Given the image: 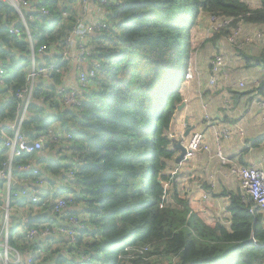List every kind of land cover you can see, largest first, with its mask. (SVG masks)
<instances>
[{"label":"trees","instance_id":"16d2710c","mask_svg":"<svg viewBox=\"0 0 264 264\" xmlns=\"http://www.w3.org/2000/svg\"><path fill=\"white\" fill-rule=\"evenodd\" d=\"M40 1L50 15H38L29 29L35 50L45 46L51 53L37 60L51 63L59 60L78 21V0ZM107 9L105 23L111 25L87 41L93 59L103 67L82 105L64 107L56 94V86L69 78V63H64L53 74L52 85L42 80L35 86L22 125L29 141L44 137V150L61 155L60 161L35 152L13 163L16 179L29 177L32 185L38 184L46 176L43 170L36 177L31 170H19L36 166L66 184L65 193L56 194L68 206L64 215L48 207L49 216L27 221L26 229H55L72 216L81 219L84 228L76 232L75 243L52 237L40 245L30 241L26 231L17 232L23 222L10 213V246L23 254L43 249L35 264H264V245H258L264 243V224L260 214L250 212L251 200L239 190L223 193L230 199L229 224L210 226L191 209L189 197L169 173L178 154L171 132L185 102L195 28L210 31L212 17L232 19L228 27L214 32L212 42L240 24L262 30L264 0H116ZM13 26L25 32L17 12L0 1V99L10 95L0 105V124L21 116L17 94L28 85L31 68L27 36L10 34ZM250 45L234 48L246 69L257 71L259 86L251 81L248 90H231L237 102L264 94V43L258 56L247 54ZM224 121L234 122L229 115ZM69 134L72 139H67ZM7 161L0 139V169ZM16 207L43 209L42 204L12 195L10 212Z\"/></svg>","mask_w":264,"mask_h":264},{"label":"built area","instance_id":"2783aa9c","mask_svg":"<svg viewBox=\"0 0 264 264\" xmlns=\"http://www.w3.org/2000/svg\"><path fill=\"white\" fill-rule=\"evenodd\" d=\"M3 3L13 8L18 16L19 21L25 27V32L17 29L13 26L10 29V34L22 36L26 34L27 42L31 48V68L28 72V85L18 92L17 98L21 103V116L14 123H9L0 130V139L4 141V148L8 153V161L0 169V180L2 181V187L7 191V203L0 205V259L3 264H35L36 258L42 255L43 249L37 251L26 250L23 253L15 250L9 244L10 240V216L9 206L11 196L13 195L16 200H27L31 204H42L45 211L46 208L53 206L54 214L64 215L68 210V206L63 197H56L53 193H40L39 188L43 185L44 181L40 180L38 184L32 186H21L19 181L15 178V167L13 165L14 159L21 157L25 154H33L35 152L44 151V145L46 139L44 137L39 138L35 142H31L27 139L22 125L26 119L29 105L33 101V91L35 86L40 81H44L45 86L52 85L53 74L60 72L59 66L64 63L75 64L78 71L76 78V85H69V78H65L62 84L56 86V94L61 97V103L67 108H77L82 105L83 95L88 92L91 85L97 78L99 72L102 70V64L93 59L92 47L87 44L90 41V36H96L101 34L103 30H107L111 23H105V18L109 15L107 6L116 0H78L77 6L79 7V18L74 26L70 36L66 40L65 46L61 53L59 52V60L51 63L39 62L45 54L50 55L47 52V47L41 46L37 51L35 50L34 41L32 39L31 31L29 29V23L35 22L38 19V15L48 16L49 11L44 7L40 0H0ZM94 7V10H93ZM212 23L210 31L216 32L228 27L232 19H220L212 17L210 19ZM243 24H240L238 28L232 30V32L223 38V41L229 45H235L238 48L243 47L245 44L250 45L257 41H263V33L259 30L246 33L242 35ZM226 69V60L223 55L217 54L213 58L210 67V76L208 81L209 88H215L219 85L223 71ZM3 74L2 71L0 75ZM195 78L194 62L190 59V64L186 73V81H192ZM252 84L256 87L259 86V82L255 79L252 80ZM4 85V81L0 77V86ZM240 88L246 87V82L242 81L238 85ZM241 89V90H243ZM259 106L264 115V100L259 102ZM50 111V108H48ZM51 113V112H50ZM234 132H238L243 135V129L239 127H224L215 133V143L217 146V157L226 162L224 151L222 150L221 142L225 139L231 138ZM68 139H72V135H67ZM32 143V146L29 143ZM187 155L186 158L192 157L195 153L209 151V145L204 143V134L202 132H195L190 140L185 144ZM55 160L54 162H59ZM20 171L31 170L36 177L39 172V168L36 166H30L27 168H19ZM231 174L234 175L240 183L241 193L244 197H247L253 202L250 208L252 214L263 215L264 212V171L258 169L254 165L248 167H236L231 170ZM18 186L22 189L19 190ZM15 188L17 192L13 191ZM43 209L41 213L43 214ZM46 212V211H45ZM27 222V221H26ZM264 222V217H263ZM84 225L77 216H72L67 223L57 226L55 229L45 227L44 229L30 228L26 229V235L32 242L38 240L40 245H43L48 238H61L66 237L72 243L76 242V232L83 229Z\"/></svg>","mask_w":264,"mask_h":264},{"label":"crops","instance_id":"0c3cea01","mask_svg":"<svg viewBox=\"0 0 264 264\" xmlns=\"http://www.w3.org/2000/svg\"><path fill=\"white\" fill-rule=\"evenodd\" d=\"M254 6L259 3L257 1L252 2ZM252 32L259 30L256 27H248ZM217 39L215 42L216 50L218 54L224 56L226 60L227 43L222 39ZM212 45L208 42L202 46L205 50L207 45ZM208 45V46H209ZM229 45V44H228ZM251 46V45H250ZM198 47V46H196ZM201 48V46H199ZM195 46L191 55V61L194 62L195 78L192 81L185 82L184 98L185 102L182 104V108L175 120L173 129L171 132V138L174 143L184 141V144L190 140L195 132H202L204 134V143L209 145V151L195 153L192 157L177 163L176 160L171 163V169L169 173L173 176V182H177L178 189L182 194L189 197L191 201V209L199 215V217L210 226L215 225L221 221L224 224H229L230 214L228 212V206L230 199L223 197V193H230L241 191L240 183L237 178L231 174V170L236 167H248L250 165L256 166L258 169L264 171V115L259 106V102L264 100V94L258 96L255 94L251 101L247 100L248 97L241 98L240 101H236L234 94L231 92L239 91V89L232 88V85L245 81L249 75L256 77V70L247 68L242 58L237 59L238 70L237 76L231 78L227 75V60L226 69L223 71L220 83L215 88L208 87V81L210 76V67L203 72L197 71L199 66V59L194 58ZM257 48V47H256ZM260 52V51H259ZM200 53V52H198ZM258 53V52H257ZM199 56V55H198ZM200 57V56H199ZM69 85H76V78L78 71L75 64H69ZM230 77V81L229 78ZM227 82L230 86H224ZM34 92V91H33ZM3 99V100H2ZM10 95H5L0 99V105L2 101H8ZM216 100L221 101L225 106H219ZM215 105V106H213ZM1 108V107H0ZM229 115L230 119L234 122H225V116ZM8 123H1L0 130L4 128ZM243 129V135L238 132H234L233 136L229 139H225L221 142L222 150L224 151L226 162L224 163L217 157V146L215 143V133L224 127H235ZM188 129H192L189 137L185 138V134ZM64 139L65 135H61ZM67 137V136H66ZM68 139V138H67ZM41 158L55 161L61 157L54 151L44 150L39 153ZM180 153L177 154L176 159ZM60 161V160H59ZM39 170H43L45 173L43 185L38 189L40 193H65L66 184L63 183L60 177H52V174L44 171L42 167ZM20 185L32 186V179H18ZM21 186H18L19 188ZM68 188V187H67ZM5 189H0V196L2 197V204H6L4 200ZM60 196V195H59ZM68 197V196H67ZM10 211V206H9ZM41 210L31 212L29 207L13 208L10 213L17 216L23 222L18 227L17 232L22 234L26 231L25 223L30 221V215L42 214ZM48 213V212H43ZM49 214V213H48ZM12 215V216H13ZM264 217L261 215L262 223ZM11 220H9V223ZM31 222V221H30ZM58 246V245H57ZM2 260L0 259V263Z\"/></svg>","mask_w":264,"mask_h":264},{"label":"rangeland","instance_id":"374dc122","mask_svg":"<svg viewBox=\"0 0 264 264\" xmlns=\"http://www.w3.org/2000/svg\"><path fill=\"white\" fill-rule=\"evenodd\" d=\"M253 5V3H252ZM93 10H94V7H93ZM222 31V30H220ZM260 33H263V36H264V29H259ZM251 30L248 29V27L246 26H243V30H242V35L241 36H244L246 33H250ZM218 35H222V33H218ZM215 36L214 32L212 31H208V29L206 27H200V28H195L194 30V35H193V45L192 47L195 46V51L197 50L198 52L195 53L194 55V58L197 59V62H198V59H199V66L197 68V71L199 72H203L208 68L209 65H211V62L213 60V58L215 57V55H217V50L215 49L216 46H215V42H212L210 41L213 37ZM226 35H222L219 39H221L220 41H222L223 38H225ZM211 42L212 45H207V48L205 50L202 49V46L204 44H207L208 42ZM264 43V38H263V41L262 42H257V43H254L252 44L251 46H247V49L246 52L249 56H256L257 55V52L261 51L262 50V44ZM198 46V47H196ZM201 46V48L199 47ZM238 48L237 46L235 45H228L227 44V52H226V60H227V75L231 78H234L235 76H237L238 74V70L236 67L238 66V63H237V59L238 58H241L238 54H237V51L239 50H236L235 48ZM257 47V48H256ZM243 48V47H242ZM240 49V47H239ZM243 49V50H245ZM259 54V53H258ZM200 57H199V56ZM258 56V55H257ZM243 59V58H242ZM196 65H194V69H195ZM67 69L68 67H66V72H67ZM68 72H69V69H68ZM253 75H254V71L251 72ZM253 75H249L247 78H245V82H246V87L243 89V88H240L238 86V83H236L235 85H232V88L234 89H239L240 91H245V90H248L250 89L251 87L249 86V83H251V81L253 79H256L258 80L257 77H254ZM230 77L229 78V81H230ZM225 82V81H224ZM224 86H227L230 88L231 84H228L227 82H225L223 84ZM230 85V86H228ZM243 89V90H241ZM215 102L219 105V106H225V104H222L221 101L219 100H216L215 99ZM215 106V105H213ZM236 127V126H235ZM238 127V126H237ZM7 199V191L5 189V192H4V200ZM7 203V202H6ZM2 262V261H1ZM2 264V263H0Z\"/></svg>","mask_w":264,"mask_h":264},{"label":"water","instance_id":"95a60500","mask_svg":"<svg viewBox=\"0 0 264 264\" xmlns=\"http://www.w3.org/2000/svg\"><path fill=\"white\" fill-rule=\"evenodd\" d=\"M182 107H180L179 110H181ZM192 132V129H188L186 134H185V138L189 137V135L191 134ZM25 135L28 136V132H25ZM30 146H32V143L30 142L29 143ZM174 149L180 153L179 157L176 159V162L177 163H180L184 160H186V155H187V150H186V147L184 145V141L182 142H178L177 144L174 145ZM19 190L22 189V187L18 188ZM49 214L48 213H44V214H39V215H30V218L29 220L30 221H40V220H43L45 219L46 217H48ZM258 245H264V243H261V242H258Z\"/></svg>","mask_w":264,"mask_h":264},{"label":"bare ground","instance_id":"6f19581e","mask_svg":"<svg viewBox=\"0 0 264 264\" xmlns=\"http://www.w3.org/2000/svg\"><path fill=\"white\" fill-rule=\"evenodd\" d=\"M51 240V239H50Z\"/></svg>","mask_w":264,"mask_h":264}]
</instances>
